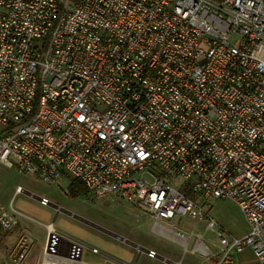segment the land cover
<instances>
[{
	"label": "built area",
	"instance_id": "obj_1",
	"mask_svg": "<svg viewBox=\"0 0 264 264\" xmlns=\"http://www.w3.org/2000/svg\"><path fill=\"white\" fill-rule=\"evenodd\" d=\"M0 162L53 185L68 172L157 223L205 222L218 264L246 249L264 264V0H0ZM168 173L234 203L248 233ZM21 217L0 204L3 230ZM18 238L27 264L34 238ZM87 252L52 224L36 264H94Z\"/></svg>",
	"mask_w": 264,
	"mask_h": 264
},
{
	"label": "rangeland",
	"instance_id": "obj_2",
	"mask_svg": "<svg viewBox=\"0 0 264 264\" xmlns=\"http://www.w3.org/2000/svg\"><path fill=\"white\" fill-rule=\"evenodd\" d=\"M156 172L159 173L160 171L156 169ZM160 176L164 177L165 174L160 173ZM138 177L141 178L142 174ZM146 178L151 184L155 182V179L150 176L146 175ZM167 182L177 191L186 194L195 202L205 207L215 220H217L219 225L231 236L240 237L247 232L249 227L242 212L231 201L214 198L204 199L201 195L194 193L193 182L179 177H173L170 173L167 174ZM19 186L38 198L48 199L52 205L47 207L42 206L36 198H31L29 195L15 197L16 189ZM72 186H74L75 190L86 192L82 183L68 172H65L59 184L53 185L40 178L21 175L15 169H9L0 162V204L9 209L13 201H15V209L26 217L19 218L18 224L13 229V232L18 233V235L28 233L35 238V244L31 248L32 250L26 260L27 264H34L38 250L44 244L45 237H47V227L53 223L44 225V222L38 218H36L37 221H40L42 224L25 221V219H30L28 216L31 215L19 208V202L21 200L45 209L52 214H56L55 208L58 206L64 210H60V213L57 215L59 221L69 220L78 223L86 230L95 234L101 235V231L103 230L123 233H128L131 230L138 232L136 226L141 211L137 210L133 205L116 195L100 196L91 192L73 194ZM64 212L71 213L74 217H70ZM142 216L145 217L143 214ZM56 230L59 231L57 228ZM11 233L0 227V264H14L13 257L15 258L16 254L14 256L12 255L15 251H18L17 246L10 253V248L5 245L7 239H4ZM211 235L215 239V236L213 234ZM66 236L69 237V235Z\"/></svg>",
	"mask_w": 264,
	"mask_h": 264
},
{
	"label": "crops",
	"instance_id": "obj_3",
	"mask_svg": "<svg viewBox=\"0 0 264 264\" xmlns=\"http://www.w3.org/2000/svg\"><path fill=\"white\" fill-rule=\"evenodd\" d=\"M16 196L23 195H16L15 192ZM13 206H15V201H13ZM19 208L31 215L28 216L31 220L25 219V221L35 224L41 223L37 221L36 218H38L44 222V225L53 223L65 235H69L72 239L91 248L98 249L99 255H93L91 252H87L85 255V259L94 264H218L219 262V259L209 257V253H207L208 250L213 253L218 251L216 249V234L206 231L205 222H196L188 217L173 222L161 221L157 223L151 218L143 217L140 213L136 226L138 232L131 230L128 233H123L103 230L101 231L102 234L99 235L86 230L78 223L69 220L59 221L57 215L60 211L57 208H55L56 214H52L22 200L19 202ZM64 213L73 217L71 213ZM248 231L249 228L240 237H232L242 238ZM211 234L215 236V239ZM25 235L33 237L28 233ZM18 236V233L12 231L8 237L4 238L7 239L5 245L10 248V253L17 246ZM14 241L16 242L14 243ZM44 244L39 248L34 264H36ZM148 251L156 252L158 257L150 258ZM234 264L261 263L255 257L252 249H246L236 256Z\"/></svg>",
	"mask_w": 264,
	"mask_h": 264
},
{
	"label": "trees",
	"instance_id": "obj_4",
	"mask_svg": "<svg viewBox=\"0 0 264 264\" xmlns=\"http://www.w3.org/2000/svg\"><path fill=\"white\" fill-rule=\"evenodd\" d=\"M83 185V184H82ZM83 187L85 188L84 190L86 191V192H83L82 190H80V191H78V190H75V188H74V186H72V192H73V194H78V193H87L88 192V190H87V188L83 185Z\"/></svg>",
	"mask_w": 264,
	"mask_h": 264
},
{
	"label": "water",
	"instance_id": "obj_5",
	"mask_svg": "<svg viewBox=\"0 0 264 264\" xmlns=\"http://www.w3.org/2000/svg\"><path fill=\"white\" fill-rule=\"evenodd\" d=\"M73 217H74V215L73 214H71ZM77 218V217H76Z\"/></svg>",
	"mask_w": 264,
	"mask_h": 264
}]
</instances>
